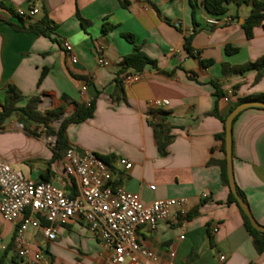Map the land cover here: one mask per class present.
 I'll use <instances>...</instances> for the list:
<instances>
[{
    "label": "crops",
    "instance_id": "crops-1",
    "mask_svg": "<svg viewBox=\"0 0 264 264\" xmlns=\"http://www.w3.org/2000/svg\"><path fill=\"white\" fill-rule=\"evenodd\" d=\"M202 1L0 0V110L7 84L20 90L18 106L37 95L41 113L60 104L63 94L83 102L95 97L93 115L67 126L68 144L79 151L109 155L113 178L137 193L143 204L185 198V215L172 206L155 227L136 228L141 245L160 260L166 259L169 249L175 250L174 264H264V252L255 250L239 209L227 201L229 187L222 183L217 165L225 157L216 138L223 123L210 114L216 105L218 113L226 116L237 98L264 92V73L255 81V69L229 70L264 57V20L246 37L242 24L251 12L250 1L229 2L220 14L208 12ZM28 7L36 14L20 20L15 10ZM44 14L54 24L52 38L15 28L38 22ZM209 19L220 24H210ZM125 33L155 60L156 68L146 65L137 79L127 78L136 72L131 71L117 82L121 60L133 46L122 36ZM187 37L191 53L184 47ZM64 41L70 43L71 53L64 49ZM227 46L236 50L226 52ZM99 58L107 63H99ZM78 76L91 81L93 97L81 90L85 82ZM213 83L224 92L218 100ZM163 99L167 105H153ZM150 109L163 111L154 114L155 119L162 118L172 137L164 154H159L149 124ZM73 110V102L67 103L63 116ZM57 121L50 123L55 129ZM17 123L21 122L12 115L0 129V161L71 193L62 156L53 158L48 141L54 135L46 136L40 128L37 135L30 134ZM119 157L131 161V168L122 170L116 164ZM232 167L235 184L256 221L264 225L263 109L246 108L233 120ZM22 218L9 222L0 214V264H23L13 244ZM55 227L53 240L45 239L39 228L25 232L31 253L40 254L38 264H108V252L83 219L73 216Z\"/></svg>",
    "mask_w": 264,
    "mask_h": 264
},
{
    "label": "built area",
    "instance_id": "built-area-1",
    "mask_svg": "<svg viewBox=\"0 0 264 264\" xmlns=\"http://www.w3.org/2000/svg\"><path fill=\"white\" fill-rule=\"evenodd\" d=\"M15 12L29 18L37 10L28 7ZM229 20L227 18L226 21ZM208 22L220 24L216 19H209ZM63 47L71 53L70 43L64 41ZM70 60L76 61L73 55ZM99 63L107 62L99 58ZM140 73L136 71L127 78L137 79ZM81 90L86 92V85ZM167 104L166 99L153 101L156 107ZM17 127L22 129V123H17ZM48 141L54 145L55 137H48ZM62 160L66 176L75 184V195L51 181L27 177L20 170L0 161V214L9 222L23 215L13 235L16 254L23 259V264H38L40 260V254L31 253L25 239L29 227L39 228L45 239L53 240L57 233L55 225L73 216L83 219L90 234L106 249L108 264H174L175 250L169 249L166 259L160 260L153 250L137 241L135 230L139 225L155 227L159 220L167 217L172 206H177L179 212L185 215L184 197L156 199L143 204L137 193L127 191L113 178L109 162L99 155L79 151L70 145ZM116 164L125 171L132 166L131 161L123 157H119ZM41 219L44 224H41Z\"/></svg>",
    "mask_w": 264,
    "mask_h": 264
},
{
    "label": "trees",
    "instance_id": "trees-1",
    "mask_svg": "<svg viewBox=\"0 0 264 264\" xmlns=\"http://www.w3.org/2000/svg\"><path fill=\"white\" fill-rule=\"evenodd\" d=\"M251 2L252 9L248 17L244 20V23L242 24V27L244 29L246 37L252 36V29L254 26L262 25V21L264 20V3L260 2L258 0H203L202 4L205 7V9L210 12L211 14H220L226 10V4L229 2H234L236 4L240 3H247ZM194 3L191 4L193 8ZM9 10L14 13L12 8H9ZM193 13V11H192ZM16 16L22 20V17L19 16L15 12ZM76 16L80 18V15L78 12H76ZM82 23L83 19L80 18ZM16 29H25L30 30L34 32L37 35H43L49 38H52L50 36L51 30L54 28V24L52 21H50L46 14H44L41 19L38 22L30 23L27 26L24 24L15 26ZM104 29H106L104 27ZM127 41L133 44L132 50L123 56L121 60V67L117 71V75L115 77V81L119 82L120 78H125L127 75L131 73V71H139L141 72L146 65H151L156 68V62L154 59L150 58L139 45L134 43L133 36L131 34H123L122 35ZM185 49L191 53V47L189 46V38H185L184 43ZM235 47H226V52H232L235 51ZM204 62V61H203ZM201 61V63H203ZM248 69H255L257 74L255 77V81H257L262 74L264 73V57H260L254 61H248L240 65L229 67V70L235 71V72H244ZM45 70L43 69L40 77L38 79V82H40L41 78L45 74ZM79 79L83 80L85 82V85L91 83V81L83 76H78ZM213 86L215 88L214 94L216 96V100L221 98L224 95V92L219 88V86L216 83H213ZM22 98V94L20 90L13 84H7L4 91V98L2 103V109L0 110V129L3 128L4 123L12 116L16 115L17 119L22 123L23 130L27 133L37 135V129L40 128L44 131V134L47 135H54L55 136V143L52 145L53 150V158H59L63 156L66 149L70 146L68 144L65 130L67 126L70 123H76L83 121L93 115V111L95 108V97L89 99L87 102L83 101H73L70 99L67 95H61L62 102L52 108L47 109L44 113H41L37 110V102H38V96L33 95L30 96L26 103L22 106H18V101ZM245 100H261L264 101V92H261L259 94L255 95H249L245 97H239L237 98L229 108V111L238 103L245 101ZM69 102H73L74 110L72 113H70L67 116H63L66 108V104ZM258 108V107H257ZM262 109V108H261ZM264 110V109H263ZM149 113H151V119H149V124L153 130V135L156 141L157 149L159 154L165 153V147L167 144L171 141L172 137L168 134L167 130L164 128L162 124V118L161 119H155V115L160 113L162 114L163 111L150 109ZM155 114V115H154ZM210 114L215 115L218 117L221 122L223 123V130L216 134V138L221 141V150L224 152V120L226 116H221L218 111L217 107L212 109ZM237 116V115H236ZM235 116V118H236ZM234 118V119H235ZM233 119V120H234ZM60 120V123L58 127L55 129L50 125L52 121ZM103 160L109 162L110 156L109 155H99ZM217 165L220 168V177L223 184L228 186V180L226 176V161L225 157L217 162ZM46 180V179H42ZM72 182V191L71 195H75V184ZM236 190L239 196L242 198L244 202L247 203L245 199V195L243 191L236 185ZM228 202H234L239 209V212L241 214L243 224L249 235L252 237V243L255 248V250L258 253L264 252V233L257 231L254 229L251 224L249 223L248 218L244 214V212L239 207L235 197L231 193L229 189L228 193ZM188 216V215H187Z\"/></svg>",
    "mask_w": 264,
    "mask_h": 264
},
{
    "label": "water",
    "instance_id": "water-1",
    "mask_svg": "<svg viewBox=\"0 0 264 264\" xmlns=\"http://www.w3.org/2000/svg\"><path fill=\"white\" fill-rule=\"evenodd\" d=\"M86 92L88 96L93 97L95 95V89L92 84L86 86ZM249 107H258L264 109V101L261 100H245L236 104L226 115L224 120V154L226 161V176L228 180V187L235 197L239 207L244 212L249 220L251 226L257 231L264 233V225L259 224L254 218L248 204L242 200L236 190V184L233 176L232 167V122L237 114ZM58 123L60 122L57 121Z\"/></svg>",
    "mask_w": 264,
    "mask_h": 264
}]
</instances>
